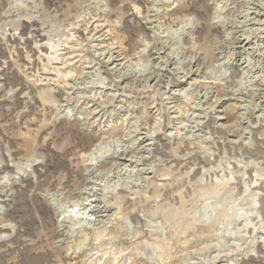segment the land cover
<instances>
[{
    "label": "rangeland",
    "instance_id": "1",
    "mask_svg": "<svg viewBox=\"0 0 264 264\" xmlns=\"http://www.w3.org/2000/svg\"><path fill=\"white\" fill-rule=\"evenodd\" d=\"M262 20L264 0H0V264H264Z\"/></svg>",
    "mask_w": 264,
    "mask_h": 264
},
{
    "label": "bare ground",
    "instance_id": "2",
    "mask_svg": "<svg viewBox=\"0 0 264 264\" xmlns=\"http://www.w3.org/2000/svg\"><path fill=\"white\" fill-rule=\"evenodd\" d=\"M223 10V7L221 6V4H218L216 9H215V12L212 16L211 19H213L214 21L219 19L220 18V21H221V16L219 15L220 11ZM257 14V13H256ZM261 14H257V17H259ZM248 17V16H247ZM156 18V17H155ZM223 20V19H222ZM264 21V20H262ZM262 23V22H261ZM257 24H260V23H257ZM223 27V26H222ZM6 28V27H5ZM247 40V39H246ZM241 41L240 42V46L244 49L247 48V46L249 45V41ZM50 48H51V52L48 54V58L50 61H53V60H57L59 58V54L57 55V47L54 45V44H50ZM53 54V55H52ZM125 60V59H124ZM131 62V61H130ZM184 82V81H183ZM223 118V117H222ZM145 137H143L142 140H144ZM102 141V140H101ZM100 141V142H101ZM96 145V144H95ZM107 146H108V143H105V142H102L100 144H97L96 146H94L89 153H86V154H83L82 158L84 159V161H89L90 159H95V160H99L102 155L106 154L105 151L107 150ZM82 155V154H81ZM31 161V160H30ZM91 161V160H90ZM93 161V160H92ZM132 161V160H131ZM134 161V160H133ZM139 169V168H138ZM9 178L8 175L4 176V179L5 178ZM91 201H96L98 204L94 205L93 204H90L89 203H86V202H91ZM101 202L99 200H90V198H86L84 199L83 201L82 200H79L77 199V201H74L72 204H70V208H71V211L72 212H78L81 216H83L82 218L84 219V215H87V211H93L94 214H98V213H102L101 209ZM205 210V209H204ZM67 212H70L69 210H66ZM65 211V212H66ZM207 211V210H206ZM63 211V213H65ZM102 215V214H101ZM81 216H79L81 218ZM67 216L65 215V218ZM88 217V216H87ZM197 218V217H196ZM67 219V218H66ZM81 219V220H83ZM199 220V219H197ZM72 225V224H71ZM193 228V227H192ZM72 229V228H71ZM93 229L96 230V228L93 227ZM86 231L89 230V228H86L85 229ZM85 232V231H84ZM1 238V236H0ZM107 254V253H106ZM104 253V255H106ZM106 258V257H105ZM110 259V258H109ZM114 261V260H113ZM113 261H111L113 263ZM116 261V260H115ZM96 261H93V263H95ZM104 262V261H103ZM106 262V261H105ZM99 264V261L97 262ZM103 264V263H102ZM106 264V263H105ZM132 264H135V263H132Z\"/></svg>",
    "mask_w": 264,
    "mask_h": 264
}]
</instances>
